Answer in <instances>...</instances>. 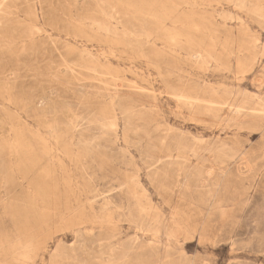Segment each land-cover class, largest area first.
I'll return each mask as SVG.
<instances>
[{
  "label": "rangeland",
  "instance_id": "1",
  "mask_svg": "<svg viewBox=\"0 0 264 264\" xmlns=\"http://www.w3.org/2000/svg\"><path fill=\"white\" fill-rule=\"evenodd\" d=\"M5 2L0 264H264V0Z\"/></svg>",
  "mask_w": 264,
  "mask_h": 264
},
{
  "label": "bare ground",
  "instance_id": "2",
  "mask_svg": "<svg viewBox=\"0 0 264 264\" xmlns=\"http://www.w3.org/2000/svg\"><path fill=\"white\" fill-rule=\"evenodd\" d=\"M0 1H1V2H5V0H0ZM5 3H6V2H5ZM0 27H1V26H0ZM30 32H31V31H30ZM30 34H31V33H30ZM194 55H195V54H194ZM1 76H2V75H1ZM228 107H229V106H228ZM231 107H233V106H231ZM234 108H235V107H234ZM234 108H233V109H234ZM237 108H238V107H237ZM239 108H240V107H239ZM244 109H245V108H244ZM247 112H248V111H247ZM247 112H246V114H247ZM259 113H260V112H259ZM244 114H245V113H244ZM248 114H249V113H248ZM256 114H257V113H255V116H256ZM249 115H250V114H249ZM252 115L254 116V114H252ZM259 115H260V114H259ZM250 116H251V115H250ZM227 122H228V121H227ZM173 164H174V163H173ZM134 181H135V180H134ZM136 183H137V182H136ZM136 185H139V183L136 184ZM108 198H109V197H108ZM110 198H111V197H110ZM101 199H102V198H101ZM111 199H112V198H111ZM105 200H106V199H105ZM97 203H98V202H97ZM110 204H111V202H110ZM110 204H109V205H110ZM113 204H114V203H113ZM98 206H99V204H98ZM98 206H97V208H98ZM144 219H145V218H144ZM136 220H137V219H136ZM139 220H140V219H139ZM134 222H135V220H134ZM140 222H141V221H140ZM150 223H151V222H150ZM132 224L134 225V223H132ZM141 226H142V225H141ZM137 227H138V226H137ZM144 227H146V226H144ZM148 228H149V227H148ZM163 229H164V228H163ZM146 230H149V229H146ZM151 231H152V230H151ZM108 235H109V234H108ZM99 237H100V236H98V239H99ZM109 237H110V236H109ZM113 237H114V236H113ZM115 238H117V237H115ZM115 238H114V239H115ZM133 238H134V237H133ZM112 239H113V238H112ZM135 239H136V238H135ZM99 240H100V239H99ZM118 240H119V239H118ZM129 240H130V239H129ZM133 240H134V239H133ZM139 240H140V239H139ZM121 243H122V242H121ZM123 244H124V243H123ZM133 244H134V243H133ZM150 245H151V244H150ZM133 246H134V245H133ZM137 246H138V245H137ZM113 247H114V246H113ZM150 247H151V246H150ZM115 248H116V247H115ZM123 249H125V248H123ZM129 249H130V248H129ZM136 249H139V248H136ZM111 250H112V249H111ZM111 250H110V251H111ZM114 250H115V249H114ZM121 250H122V249H121ZM132 250H133V248H132ZM124 251H125V250H124ZM127 251H128V250H127ZM129 251H131V250H129ZM114 252H116V251H114ZM114 252H113V254H115ZM117 252H118V251H117ZM144 252H145V251H144ZM154 252H155V251H154ZM118 253H119V252H118ZM118 253H117V254H118ZM122 253H123V252H122ZM140 253H141V252H140ZM142 253H143V252H142ZM110 254H112V253H110ZM120 254H121V253H120ZM157 254H158V253H157ZM157 254H156V255H157ZM171 254H172V252H171ZM173 254H174V253H173ZM118 255H119V254H118ZM123 256H125V255H123ZM123 256H121V258H122ZM146 256H147V255H146ZM114 257H115V256H114ZM125 257H126V256H125ZM125 257H123V258H125ZM128 257H129V256H128ZM128 257H127V258H128ZM116 258H117V257H116ZM123 258H122V259H123ZM113 259H114V258H113ZM122 259H121V260H122ZM125 259H126V258H125ZM137 259H138V258H137ZM111 260H112V259H111ZM123 260H124V259H123ZM123 260H122V261H123ZM146 260H147V259H146ZM122 261H121V262H122ZM124 261H125V260H124ZM126 261H127V260H126ZM130 262H132V261H130ZM134 262H135V260H134ZM165 262H166V261H165ZM112 263H113V262H112ZM123 263H124V262H123ZM135 263H136V262H135ZM126 264H127V263H126ZM128 264H130V263H128Z\"/></svg>",
  "mask_w": 264,
  "mask_h": 264
}]
</instances>
